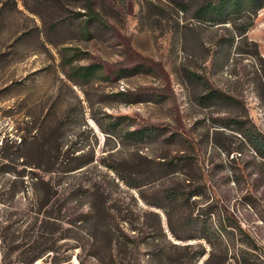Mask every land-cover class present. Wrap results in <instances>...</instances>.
<instances>
[{
	"label": "rangeland",
	"instance_id": "374dc122",
	"mask_svg": "<svg viewBox=\"0 0 264 264\" xmlns=\"http://www.w3.org/2000/svg\"><path fill=\"white\" fill-rule=\"evenodd\" d=\"M208 1L0 0V264H206V241L174 236L204 212L238 222L260 249L246 264H264V161L232 122L264 135V8L246 29L203 21ZM188 72L236 101L203 106ZM169 187L201 194L157 207Z\"/></svg>",
	"mask_w": 264,
	"mask_h": 264
},
{
	"label": "trees",
	"instance_id": "16d2710c",
	"mask_svg": "<svg viewBox=\"0 0 264 264\" xmlns=\"http://www.w3.org/2000/svg\"><path fill=\"white\" fill-rule=\"evenodd\" d=\"M89 2V1H88ZM264 8V0H210L205 5L201 6L198 10L203 17V21L213 23H228L233 16L242 17L248 16L250 23L247 24L246 29L251 28L254 25L252 17H256L259 11ZM91 15L88 20L97 21L103 23V20L96 15L92 8H89ZM101 67L99 65L82 66L75 69L76 75L85 80H91L97 76L100 72ZM191 76V80L195 77L199 79V83L202 86L203 95L200 99V104L203 106H213L217 104H230L236 100L226 94L212 88L206 81L202 80L195 74L188 72ZM196 78V79H197ZM240 126V134L250 146L251 150L256 154L258 158L264 161V135L261 134L257 128L245 121H232ZM160 130L157 128H143L131 132V135L137 136L139 139H143L147 136L158 134ZM3 162L0 163V173L11 174L10 167L12 161L8 157H2ZM181 164V160L173 159L169 162L159 163L158 169H155L157 173L173 174L178 172ZM16 173V171H14ZM15 176H20L17 175ZM129 184V183H128ZM129 187H137V185H128ZM201 193L192 191L186 192L181 187H169L162 191L161 197L159 198V204L156 205L159 208L170 209L177 211L178 208L185 207L193 197L200 196ZM213 215L211 212H204L196 217L190 216L185 222H182L180 231L181 235H174L176 239L180 241H194L204 240L208 243L212 249L207 263L215 261L218 264H226L231 259L240 262V264H246L250 262V256L260 260L258 251L260 250L251 235L236 221H232L229 217H226L221 222L218 221L216 224L212 219ZM121 237L118 238V241ZM125 245V240L120 241ZM231 245L237 246L238 253L233 257L229 258L228 254L231 250ZM49 252H53L52 249H48ZM220 254V255H217ZM205 252L200 253L198 258H202ZM41 258V255L33 257V259L27 261L26 264H33ZM185 264H189L188 262Z\"/></svg>",
	"mask_w": 264,
	"mask_h": 264
}]
</instances>
